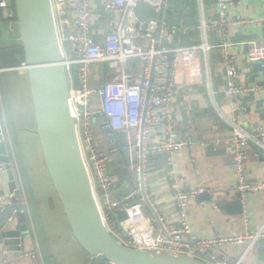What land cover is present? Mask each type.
<instances>
[{
	"label": "crops",
	"instance_id": "0c3cea01",
	"mask_svg": "<svg viewBox=\"0 0 264 264\" xmlns=\"http://www.w3.org/2000/svg\"><path fill=\"white\" fill-rule=\"evenodd\" d=\"M5 1L10 4L12 0ZM189 2L195 6L196 16L193 12L195 17L187 25L185 21L174 25L170 24L171 18L169 17L168 25H182L185 29H181L175 39L164 33L163 36L167 40L162 41L161 44L171 50L199 46L205 39V33L199 29L200 21L204 20L209 25L206 38L212 48L208 52L198 50L190 55L182 54L180 57L182 66L175 78L174 115L181 138L192 145L172 156L163 153L150 155L147 161L144 187L155 211H152L146 203L142 190L141 194L133 199V203H140L139 205L146 216V225H154L160 230L163 227L178 225V210L173 199V181L171 179L173 174L182 183L186 192L202 190L200 195L207 192L211 197L210 200H202L199 195L190 203L188 216L192 237L210 239L216 236L256 235L264 229V191L247 195L246 202L243 203L242 214H229L225 208L226 205L235 201L236 195L239 193L238 174L234 162L235 153L228 141L235 134L243 138L246 132L255 134L258 129L264 131V125L259 124V115L255 113L256 96L245 95L235 103H232L227 97L226 68L229 59L234 58L235 67L238 70L237 83L243 87H250L251 81L246 76V72L247 66L251 62L247 58L249 47L246 43L254 40L262 44L259 28L256 27V23H251V21H259L262 17L264 0H246L231 11V19L238 21L239 25L232 27L230 31L228 48L224 46L225 40L219 25L217 0H205L202 14L196 0ZM187 11L189 8H186L185 12ZM7 23L0 19V26L5 33L8 31ZM100 29L102 27L98 28V33L95 36L99 43H102L103 31L100 32ZM192 32H197L198 37ZM19 48L21 46L15 37H0V129L8 138V148L11 145L12 151L15 152L17 137L13 128L15 117L10 97V87H13L14 83L24 84L25 80L27 81L28 103L35 115L27 72L21 70V66H15L16 62L22 58L19 54H15L20 50ZM93 67L96 69L91 74L90 86L92 87L100 88L118 79L115 70L108 62ZM258 91L259 89L256 93ZM95 105L96 109L100 107L99 98L95 99ZM103 131L109 136L108 144L104 146L92 142L98 148V154L102 159L100 161H103L107 172L117 179L112 200L119 202V194L127 191L130 184L127 182L121 184L114 171L120 161L125 163L121 151L126 154L128 164H133V161L130 162L128 158L131 150H129L130 147L126 139V147L119 151L112 134ZM164 140L162 130L154 129L150 143H162ZM211 145H214V148L210 149ZM107 149L108 151L105 152ZM114 149L118 150L114 151ZM212 152L220 154L210 155L209 153ZM243 152L247 162V182L251 185H263L264 162L260 159L250 140L243 147ZM116 154H119V157ZM12 160L21 179L16 196L19 203L25 205L22 211L31 221L32 238L27 242L26 249L19 259L10 260L7 250H5L0 252V262L2 264H71V261H74L75 264H83L84 253L73 238L67 218L69 241L74 242L75 247L69 245L68 251H66L50 242L42 204H39L30 191V175L27 170L25 171L23 160H20L18 152L14 153ZM131 194L132 192L129 195ZM121 197L124 200L126 196L122 194ZM35 201L38 204L39 213ZM105 206L107 207L106 204ZM220 206L224 208L221 209ZM245 208L248 210L247 214L244 213ZM113 210L125 213V218L117 229L121 231V225L126 222L128 212L124 208ZM154 212L159 215L162 224L156 220ZM144 225L141 224V226ZM187 238L190 239V237ZM31 253H36V257L28 255ZM205 257L209 260L214 258L216 261H226L231 264L240 259L242 264H264L260 261L257 248L252 245V240H247L242 245L213 248Z\"/></svg>",
	"mask_w": 264,
	"mask_h": 264
},
{
	"label": "built area",
	"instance_id": "2783aa9c",
	"mask_svg": "<svg viewBox=\"0 0 264 264\" xmlns=\"http://www.w3.org/2000/svg\"><path fill=\"white\" fill-rule=\"evenodd\" d=\"M99 1H102L101 5ZM137 1L51 0L59 43L70 81V108L77 121L80 137L81 129H84L88 136L90 160L97 170V180H94L92 173L91 175L98 201L107 226L113 236L125 247L185 255L209 264H231L226 261H216L214 258L209 260L205 255L213 248L242 245L247 240H252L254 245L257 240L264 237V229L256 235L216 236L210 239L192 237L188 211L190 203L198 198L202 190L186 192L182 183L172 174L178 225L163 227L162 230L154 225H146V216L140 203H128L130 199L133 200L141 194L150 155L163 153L172 156L192 145L181 138L174 115L175 78L182 66L180 60L182 54L190 55L198 50L208 52L212 48L206 38L209 25L204 20L200 21L199 26V29L205 33L201 45L176 50L163 46L161 42L164 33L175 39L179 31L185 29L182 25L171 26L167 23L172 11V0H146L155 7L157 13L163 15L159 41L154 39V33L159 29L157 23L151 22L146 29H143V24L137 28L138 21L134 12ZM244 1L246 0H217L216 8L220 16L219 25L222 28L225 48L229 46L228 37L232 27L239 25L238 21L231 19L230 13ZM196 2L202 14L205 0H196ZM72 3L74 8H71ZM0 5L3 8L8 6L5 0H1ZM251 23L257 24L258 20ZM93 26L102 27L100 29V32L103 31L102 43H99L95 36L98 32L93 30ZM246 45L249 47L247 58L251 63L264 62V44L253 40ZM137 61H141L139 67ZM107 62L112 65L118 79L100 88L90 86L91 67ZM21 70L26 71L24 63ZM226 76V95L232 103L245 95L257 92L256 88L243 87L237 83L238 70L234 58L229 59ZM96 98L100 99V107L95 112L102 118L101 128L107 132L124 134L131 150L129 154L133 157L132 171L138 189L124 197L126 201L124 205L112 200L117 179L107 172L103 161H100L102 159L96 145L90 140L91 114L84 109L96 107ZM158 128L162 130L165 140L162 143L151 144L153 130ZM249 140L264 151L262 129H258L255 134L246 132L243 138L235 134L228 141L235 153L238 192L242 196V203L246 202L248 194L264 191V184L251 185L247 182V162L243 147ZM87 163L90 164L88 160ZM1 166L0 164V168ZM13 199L14 194L0 197V213L12 203ZM116 208H124L128 212L126 222L121 225V231L109 224L105 213L106 209ZM247 212L245 208L244 213ZM16 213L14 211L9 217L10 222L14 220ZM141 224L145 225L141 226ZM35 254L28 255L36 257ZM233 264H242V260Z\"/></svg>",
	"mask_w": 264,
	"mask_h": 264
},
{
	"label": "water",
	"instance_id": "95a60500",
	"mask_svg": "<svg viewBox=\"0 0 264 264\" xmlns=\"http://www.w3.org/2000/svg\"><path fill=\"white\" fill-rule=\"evenodd\" d=\"M14 4L17 20L6 24V33L0 26V37L13 36L24 49V64L30 83L36 131L46 168L73 237L90 255L91 264L101 258L110 264H209L185 255L128 248L113 236L98 201L77 121L71 112L70 81L51 0H14ZM134 12L138 21L137 28L143 24V29H146L151 22L157 23L159 29L154 33V39L159 41L162 13H157L155 7L146 0H138ZM256 27L259 28V36L264 44V10ZM246 76L251 81L250 87L259 89L258 93L253 94L257 97L255 113L259 115V124L264 125V62L250 63ZM251 144L264 162L262 148ZM212 148L214 145L210 146ZM121 155L126 165H129L124 151H121ZM12 163L8 138L0 129V197L14 194L13 203L0 213V252L7 250L9 259L17 260L32 238V225L22 211L25 205L19 203L16 196L21 179ZM129 169L133 170V166ZM142 187L146 203L155 211L144 184ZM202 194V200L211 199L207 192ZM225 208L229 214H242L241 194L238 193L235 201ZM14 211L17 212L16 216L10 222L8 219ZM154 215L162 224L159 215L156 212ZM254 245L260 261L264 263V237Z\"/></svg>",
	"mask_w": 264,
	"mask_h": 264
},
{
	"label": "rangeland",
	"instance_id": "374dc122",
	"mask_svg": "<svg viewBox=\"0 0 264 264\" xmlns=\"http://www.w3.org/2000/svg\"><path fill=\"white\" fill-rule=\"evenodd\" d=\"M99 3L101 5L102 1H99ZM71 8H74V3L71 4ZM193 12H195L196 16V8H193ZM93 30L97 31L98 27L93 26ZM166 40L167 39L163 36V42ZM136 64L137 67H139L141 61H137ZM94 69H96V67H91V72H93ZM10 91L11 104L14 113L13 115L15 117L13 128L17 137L16 152L19 153L20 160L21 158L23 160L25 171L27 170L30 175V191L34 194L39 204H42L44 220L47 224L48 239L50 242H53L56 247H60L68 251L69 245H74L75 247V243L72 242V244L69 241V226L66 223V216L64 215L62 204L55 192L50 175L46 168L40 140L36 131L35 115L28 103L29 95L27 81L25 80L24 84L14 83L13 87H10ZM84 111L91 114V132L89 133L91 141L106 146L109 141V136L103 131V129H101L102 118L95 112L97 111L96 107H88L85 108ZM87 137L88 136L86 135L85 130L81 129V139L85 157L90 163L88 165L94 180H97L96 166H94V163L90 160ZM9 150L11 159H13L14 153L16 152L12 151L11 145H9ZM107 151L108 149L105 152ZM116 156L119 157V154H116ZM128 157L130 161H133L132 156L128 155ZM35 204L39 213L37 202ZM71 264H75V262L71 261Z\"/></svg>",
	"mask_w": 264,
	"mask_h": 264
},
{
	"label": "trees",
	"instance_id": "16d2710c",
	"mask_svg": "<svg viewBox=\"0 0 264 264\" xmlns=\"http://www.w3.org/2000/svg\"><path fill=\"white\" fill-rule=\"evenodd\" d=\"M189 1L190 0H172L171 1L172 11L170 12V15H169L171 18L170 24H173V25L178 24L181 21L183 22L185 21L186 25L190 24L192 19L195 17L193 14V8H195V6ZM186 8H189V11L185 12ZM0 19L3 22L4 21L5 22H15L17 20L14 0H12L11 3L8 4L6 8H3L0 5ZM192 34H195V36L198 37L197 32H192ZM19 49L20 50L15 53V54H19L22 57L18 62H16L15 66H18V67L22 66V64L24 63V49L22 47ZM108 132L112 134V137L114 141L116 142V145L118 146L119 151L124 150V148L127 145L126 137L124 135H121L120 133H112L111 131H108ZM131 166H133V164L130 163V165H126L123 161H120V164L117 166L116 170L114 171V174H116L119 177L121 184L125 182L130 184V188L127 191H123L122 193L125 196L129 195L131 192L138 189L137 185L134 182V171L129 169V167ZM122 194L121 193L119 194L118 200L121 204H124L126 203V201H124L123 198L121 197ZM131 202H133V200L130 199L128 203H131ZM105 213H106L107 221L109 222V224L114 226L116 229H119L120 227L119 224L125 218V213L120 212V211H114V210L111 211L108 209L105 210ZM82 251L84 253V263L83 264H91L90 255L83 249ZM93 264H110V263L107 260L101 258L95 261Z\"/></svg>",
	"mask_w": 264,
	"mask_h": 264
}]
</instances>
